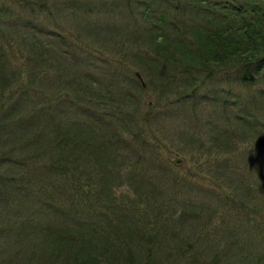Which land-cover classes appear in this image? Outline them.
<instances>
[{"label": "rangeland", "instance_id": "obj_1", "mask_svg": "<svg viewBox=\"0 0 264 264\" xmlns=\"http://www.w3.org/2000/svg\"><path fill=\"white\" fill-rule=\"evenodd\" d=\"M28 1L0 0L2 46L11 56L15 51L20 56L19 48L26 55L20 32H27L31 18L35 25L41 24V29L35 28L42 41L51 40L65 47L61 46L67 54V62H63L67 68L62 70L58 64L44 66L46 75L38 77L33 69L29 70L31 61L14 58V64L24 65L25 89L14 98L16 102L7 101L2 107V116L14 117V122H9L3 131L7 132L5 129L11 125H22L19 130L31 132L33 139L23 141V137L1 135L0 151L17 159H45V155L58 152L47 140L57 132L93 127L109 140L107 156L109 163H113L108 172L116 171V176L111 174L114 194L130 211L136 210L141 220L157 217V227L170 225L180 230V236L194 242L200 253L207 248V256L211 255V246L215 252L225 246L215 238L227 229L235 236V242L223 247L228 253L224 256L232 259L241 244L247 250L249 231L255 228L254 210L256 221H263L259 208L264 199V175L259 169L264 167V144L259 139L264 138V74H260L264 69L258 72L261 79L253 86L245 85L233 72L204 79L197 90H192L193 86L186 85L183 79L169 85L157 80L150 83L152 76L138 55L149 51L151 22L162 10L170 9L171 1L69 0L78 5L70 10L67 6L72 2L68 0H45L48 6H41L44 0H32L29 5ZM179 11L180 19L191 18L189 5ZM30 28L28 31H32ZM81 72L86 76L77 79ZM93 80L98 81L96 88L108 97L93 93L89 86ZM107 103L115 107L113 116V109L104 108ZM235 103L240 109L253 112L257 131L247 132L232 117L238 111ZM228 129L234 130L239 144L240 152L234 151L233 159L215 142V134ZM84 153L85 159L90 157ZM114 162L119 166L115 168ZM10 166L7 162L4 170ZM17 168L25 177L23 168ZM40 170L44 172L43 166ZM3 189L0 220L7 227L1 231L10 236L12 246L17 244L12 249L29 244L53 213L39 203V194H29L21 180ZM184 201L201 203L209 209L199 217H195V210L191 220L181 223L179 203ZM91 210L95 216L100 213L98 206ZM254 233L256 242L252 243L262 251L264 235L260 229L259 234ZM0 247L5 256L9 246L4 239H0ZM22 247L25 249V245Z\"/></svg>", "mask_w": 264, "mask_h": 264}, {"label": "trees", "instance_id": "obj_2", "mask_svg": "<svg viewBox=\"0 0 264 264\" xmlns=\"http://www.w3.org/2000/svg\"><path fill=\"white\" fill-rule=\"evenodd\" d=\"M31 1H28V5ZM68 1L67 3L72 2ZM167 1H171L170 9L162 10L160 16L151 22L150 46L147 47L149 51L138 55L142 66L152 76L150 83L157 80L169 85L177 79H183L186 85L193 86L192 90H197L204 79L217 77L222 72L235 73L240 81L249 86L261 79V75L258 77L257 74L264 69V0ZM44 2L45 0L41 2V6L47 4ZM184 4L189 5L192 11L191 18L187 21L177 16V10L186 8ZM77 6L76 2H72L67 10ZM150 10L152 9L148 8ZM27 23L32 31H28L27 26L26 33L20 32L23 34L22 45L26 48V55L19 48L20 56L17 51L11 56L0 42V122L5 124L0 125V137L11 134L16 139L23 137V141L33 139L32 133L19 130L23 126L17 124L7 127V132H4L3 128L9 122L13 123L14 117L1 115L2 107L7 101L16 102L14 98L25 89L24 65L14 64V58L31 61L29 70L33 69L38 77L46 75L42 70L44 66L58 64L60 68H67L63 63L67 62V54L63 53L65 49L61 48L63 45L51 40L42 41L35 28L41 24L35 25L31 18H28ZM77 76V79H84L86 74L81 72ZM20 81L21 84H18ZM140 84L143 87L142 82ZM89 86L101 98L108 97L105 91L101 92L96 88L99 87L97 80L91 81ZM234 106H237L238 111L232 112V117L247 132L257 131V126L253 124V112L244 107L240 109L237 103ZM104 108L113 109L110 115L115 114L114 106L107 103ZM79 128H68L64 133H56L60 137L54 135L48 138L51 146L54 145L58 152L45 155L48 156L45 159H17L6 151H0V184L3 183L0 185V193L5 190L3 188L21 180L29 189L28 193L39 194V203L53 213L44 220L42 230L36 234L37 238L13 249L17 244L12 246L8 241L10 236L1 231L7 225L0 220V239H4L6 246H9L5 256H2L4 250L0 247V264H264V247L260 251L252 243V240L256 242L254 231L259 234L260 229L264 235V199L259 208L263 221H256L257 211H253L252 223L255 228L249 231L251 237L247 250L239 243L232 259L224 256L228 255L224 249L230 244L228 242H235V236L227 229L229 232L224 230L215 238L225 246L218 248L216 252L211 246V255L207 256L204 254L206 247L200 253L194 242L180 236V230L172 229L170 225L157 227V217L141 220L136 210L130 211L123 201L118 200L111 181V174L116 176V171L108 172V167L111 166L109 164L113 163H109L107 156L109 140L104 139L93 127L82 130ZM235 137V132L231 129L215 134V142H219V148L229 154V159L234 158V151L240 152ZM260 137L263 145L264 138ZM85 149L87 151L84 152L90 154L87 159L84 158ZM7 162L12 166L4 170ZM42 166L43 173L40 170ZM115 166L119 165L114 162ZM17 167L23 168L25 177L16 170ZM259 173L264 175V167L259 169ZM262 185L264 189V184ZM96 206L99 211L102 207L105 211L101 210L95 216L96 213L91 208ZM179 206L178 217L181 223L191 220L195 210L198 211L195 217H199L209 209L201 203L188 201L180 202ZM108 213L111 215L108 216ZM222 227L224 228L223 225ZM170 238L173 240H169ZM173 241L179 242L173 244ZM24 245L25 249L22 247ZM234 247L237 248V244Z\"/></svg>", "mask_w": 264, "mask_h": 264}, {"label": "water", "instance_id": "obj_3", "mask_svg": "<svg viewBox=\"0 0 264 264\" xmlns=\"http://www.w3.org/2000/svg\"><path fill=\"white\" fill-rule=\"evenodd\" d=\"M136 74H137L138 77L142 80L143 84H145V81H144V79H143L142 74H141L139 71H137ZM176 161H179V158H178V157H176Z\"/></svg>", "mask_w": 264, "mask_h": 264}]
</instances>
